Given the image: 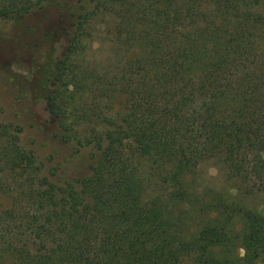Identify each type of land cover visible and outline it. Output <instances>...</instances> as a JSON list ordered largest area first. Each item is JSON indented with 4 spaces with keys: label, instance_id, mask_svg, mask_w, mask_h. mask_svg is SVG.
<instances>
[{
    "label": "trees",
    "instance_id": "trees-1",
    "mask_svg": "<svg viewBox=\"0 0 264 264\" xmlns=\"http://www.w3.org/2000/svg\"><path fill=\"white\" fill-rule=\"evenodd\" d=\"M257 3L0 0V20L56 9L59 32L44 36L61 42L38 67L39 98L59 140L88 151L87 175L61 181L0 121V264L263 262ZM208 161L233 193L196 191Z\"/></svg>",
    "mask_w": 264,
    "mask_h": 264
},
{
    "label": "rangeland",
    "instance_id": "rangeland-1",
    "mask_svg": "<svg viewBox=\"0 0 264 264\" xmlns=\"http://www.w3.org/2000/svg\"><path fill=\"white\" fill-rule=\"evenodd\" d=\"M254 11L264 18V0H258ZM55 15L56 9L46 6L17 20H0V121L18 129L19 145L34 154L44 174L70 181L87 175L88 151L74 143L59 140L55 127L43 109L36 84L38 67L48 51L54 49L55 57L59 52L60 35L56 34L52 41L44 36L51 29L59 32L61 23ZM135 19L121 27V36L135 26ZM93 29L100 30L97 33V49L106 48V24H95ZM95 42L92 44L86 39L84 46L93 48ZM102 55L98 57L100 63L97 65L104 68L112 60L103 61ZM258 157L264 160V151L259 150ZM195 183L197 192L233 193L231 185L224 180L222 168L211 161L199 165ZM207 195L211 194L204 195V198ZM258 210L264 215L263 206H259Z\"/></svg>",
    "mask_w": 264,
    "mask_h": 264
}]
</instances>
